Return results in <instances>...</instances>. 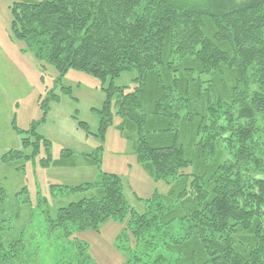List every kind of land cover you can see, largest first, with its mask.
<instances>
[{"label":"trees","instance_id":"16d2710c","mask_svg":"<svg viewBox=\"0 0 264 264\" xmlns=\"http://www.w3.org/2000/svg\"><path fill=\"white\" fill-rule=\"evenodd\" d=\"M7 1L11 35L39 64L100 83L99 134L78 127L103 142L118 117L136 163L168 190L144 200L138 213L123 178L100 170L98 154L86 155L95 180L53 186L59 206L38 205L44 241L55 247L41 253L30 236L3 233L19 207L0 219V264H95L83 245L67 249L66 240L109 221L123 225L114 248L126 264H264V0ZM126 72L134 74L131 86L115 87ZM47 93L44 114L58 101ZM36 125H12L31 155L9 151L1 161L27 162L43 145L42 168L72 166L71 151L52 160ZM3 197L0 189V216L9 213Z\"/></svg>","mask_w":264,"mask_h":264},{"label":"rangeland","instance_id":"374dc122","mask_svg":"<svg viewBox=\"0 0 264 264\" xmlns=\"http://www.w3.org/2000/svg\"><path fill=\"white\" fill-rule=\"evenodd\" d=\"M11 4L12 1L0 0V189L5 193L3 201L7 203L9 212L1 215L0 219L6 221V218L12 217L11 212L17 211L19 207L20 214L17 221L5 222L1 229L6 228L7 231L3 233L12 238L20 232L30 236L31 247L43 253L55 246L44 241L43 215L38 205L40 203L44 207L46 202L50 209L59 206L60 199L50 193L53 186H76L95 180V168L84 161V156L98 154L100 170L123 178L128 200L138 213L143 212L144 200L155 192L165 194L168 187L163 182H154L149 170L136 163L131 133L127 130L120 132L118 117L113 118L103 142L97 137L86 135L78 127V123L83 122L91 134H99V121L94 109L99 110L105 98L100 83L76 71H69L61 77L52 67L39 64L30 52L25 51V44L16 41L11 35ZM133 77L131 72L123 73L114 80V86L130 87ZM107 83L104 84L105 88ZM62 87L70 91L65 94ZM51 90L58 101L50 102L44 114L41 102L48 98L47 92ZM116 101L115 97L113 103ZM112 107V112H115L116 106ZM32 124H37L36 135L49 142L48 151L52 160L61 161L62 152L71 151L69 161L73 163L72 166L66 161L65 167L42 168L40 162L47 156L43 145H39L36 156L27 158V162L24 157L10 163L1 161V157L9 151L31 155L33 148L22 146L23 135L15 133L12 125L18 130H27ZM31 141H36L34 136ZM133 195L140 201L134 200ZM71 198L62 197L61 202ZM18 202L22 204L19 206ZM122 228L123 225L109 221L97 233L75 232L72 237L76 241L73 238L66 240V248L75 250L73 245H83L95 264H126L124 256L114 248V241ZM131 244L134 245L133 242Z\"/></svg>","mask_w":264,"mask_h":264}]
</instances>
